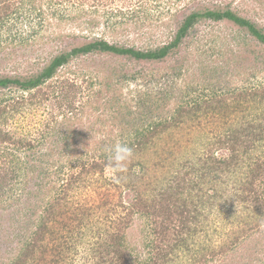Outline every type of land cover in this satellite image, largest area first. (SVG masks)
Wrapping results in <instances>:
<instances>
[{"label":"trees","instance_id":"trees-1","mask_svg":"<svg viewBox=\"0 0 264 264\" xmlns=\"http://www.w3.org/2000/svg\"><path fill=\"white\" fill-rule=\"evenodd\" d=\"M63 2L66 0H0V51L9 44H47L70 35L71 29L61 25L72 18L71 13L61 10ZM26 3L32 4L30 14L36 23L29 19L27 33H14ZM203 20L232 23L264 45L261 23L229 4L197 3L178 16L169 30L170 38L155 47L112 42L91 34L48 58L29 57L25 63H37L36 71L0 72V218L10 220L9 229H17L16 235L22 230L26 233L24 238L19 236L22 244L15 249L12 261L2 264H182L191 256L198 264H230L237 253L241 260L264 264V81L246 79L245 87L222 88L220 92L213 81L219 77L215 73L221 71L220 66L199 60L200 94L192 99L178 97L179 104L171 115L161 113L174 99V72L182 68L177 64L183 60L174 57ZM11 21L14 24L6 27ZM87 23L92 26L95 19ZM92 54L149 62L174 59L170 63L173 69L166 75L168 79L155 72L149 74V88L133 97L136 105L122 104V98L115 96L116 102L108 109L114 101L110 95L106 109L99 106L97 112L89 114L87 105H93L94 95L80 104L83 81L93 87L101 79L95 81L90 69L81 71V66L72 63ZM7 58V54L0 56V62ZM155 83L161 86L157 95L152 87ZM107 85L111 87L110 81ZM189 89L190 93L198 92ZM249 107L253 110L236 114ZM209 114L219 115L222 124L213 134L202 136L200 143L207 145L197 158L202 162L190 158L185 163L187 174L200 176L175 174L160 187L143 192L139 186L142 174L134 169L143 161L137 158L147 151L146 156H151V152L155 155L166 149L164 133L174 138L176 128H191L188 123ZM95 132L115 136H104L99 147L92 140ZM118 142L128 144L134 158L125 172L115 174L121 177L115 183L106 171L111 149ZM219 149H226L228 155H218ZM34 177L37 180L30 183ZM204 185H208L205 193ZM126 189L135 193L129 200L124 198ZM197 197L208 213L244 205L250 217L235 240L220 246H212V239L196 241L204 230ZM144 218L153 219L151 233L155 237L148 236L145 224L139 248L128 234L136 220Z\"/></svg>","mask_w":264,"mask_h":264},{"label":"rangeland","instance_id":"rangeland-1","mask_svg":"<svg viewBox=\"0 0 264 264\" xmlns=\"http://www.w3.org/2000/svg\"><path fill=\"white\" fill-rule=\"evenodd\" d=\"M36 3L39 4L40 1ZM197 3L204 5L229 4L240 14L254 19L264 26V0H66L59 6L62 11L71 13L72 18L62 21L61 25L64 28L71 29V34L61 37L62 39L51 40L47 44H32L30 42V44L25 43V46L9 44L5 51H0V56L3 57L6 54L9 56L7 60L0 62V72L8 69H17L19 73H28L31 71L30 69L36 71L39 65L33 60L30 61L33 62L30 65L29 62L25 63L29 57L36 55L35 57L48 58L51 53L78 42L84 36L91 34L99 35L112 42L128 43L143 48L155 47L170 38L169 30L176 24L178 16L187 8L194 7ZM31 6L32 4L26 3L22 7L24 14L22 19L18 21L19 25L13 29L14 33H27L30 25L29 19L33 20L30 14ZM92 18L95 19V23L92 26H88L87 22ZM33 21L36 23L35 19ZM57 22L60 21L58 20ZM10 24H14V21H11L6 27ZM174 59L183 60L177 64V67L182 65V68L174 72L176 77L173 81L177 80L174 99L164 106L163 112H161L163 115H171L173 113V108L179 104L178 97L179 99H192L200 94L199 91L201 90H198V88H203V80L201 79L200 81L199 79L202 76L200 74L202 68L199 65V60H203L210 66H220L221 71L215 73L219 77L213 80L218 85L217 88L220 92L222 88L228 90L245 87L246 79H251L253 82L264 81V45L229 22L201 21L192 30L190 36L185 38L180 51L177 52ZM173 60L167 62L138 61L110 54H92L86 58L80 57L73 61L72 65L81 66V71L84 68L90 69L93 77L96 76L95 81L97 78L101 79L93 87L88 82L83 81V89L79 95V100L82 101L80 104L86 103L88 96L94 95L92 98L93 105H87V111L91 114L97 112L96 109L99 106L101 110L106 109L105 101L110 95L113 96L114 101L108 104V109L116 102L115 96L122 98L120 100L122 104L134 103L133 97L138 98L140 91L144 93L149 88V82H147L149 74L155 72L162 75L163 79H168L166 75L172 72L173 67L170 63ZM12 65L18 66L13 67ZM258 68H260L259 71H257ZM108 81H110L111 87L107 85ZM103 82L104 84H102ZM152 87L154 94L157 95L158 90L161 88L160 84H152ZM189 88H194L198 92L191 91L190 93L192 89ZM98 91H101V94ZM206 91L210 93L211 89ZM228 101L232 104L234 102L231 99ZM134 105H136V102ZM250 110H253V108L249 107L245 111L238 110L236 114L242 116ZM234 116L235 114L232 115V117ZM221 121L222 118L219 115L213 117L211 114L207 117L206 115L199 116L194 121L187 122L191 125V128H176L174 138L164 133V140H168L167 143L166 141L164 143L166 149H160V152L155 155L151 152V156H146L149 153L147 151L144 155L141 154V157H136L138 160H142L144 164L134 167L137 172L142 174L139 183L141 190L143 192H151L156 186L159 185L160 187L175 174L181 175V177L186 176L187 178L199 177L198 173H186L188 171V166L185 165L186 160L191 158L198 162L201 161L197 158L198 156L200 157L207 145L200 143V140L204 133L213 134L216 132L217 130L213 131V129L221 126ZM187 123H184V125ZM95 133L97 134L93 135L92 140L97 146L102 147L103 137H109L110 135L108 133ZM114 136L111 135L110 137L113 138ZM103 148L106 149V142H104ZM167 150L172 151V154ZM221 153L228 155L229 152L226 149H219L217 154ZM106 174L112 177L109 174V167ZM35 180H37L35 177L30 179V183ZM109 186L112 187V184ZM207 188L208 185H204V193ZM197 191V189L193 190L192 193H197ZM134 194L133 191L126 189L124 198L129 200ZM196 201L198 203L200 199L197 197ZM198 206L203 210L204 216L202 215L200 218L204 220L201 224L204 230H200V240L196 241L200 243L203 239L208 241L212 239V246H220L235 240L236 234L238 235L242 227L247 225L248 222L246 221L250 217L243 204L234 206L231 211L227 210V206L226 210L218 208L212 213H208L210 210L204 204L199 205L198 203ZM227 212L229 213L228 215ZM206 214H209V216L207 217ZM9 222L10 220L6 219V217L0 218V264H2L1 261L5 263L8 260L12 261L15 249L22 244L19 236L24 238L26 235L24 230H22L23 233L20 235H16L17 229L10 230ZM152 222V218H144V221L136 220L132 229H129L130 242L141 248L140 241L145 237L143 229L147 223L148 236L151 235L150 238L154 239L155 234L151 233L154 226ZM250 245L255 246L254 244ZM242 253L241 251V255ZM236 255L238 256L239 254L237 253ZM237 256L230 264H261L260 262L249 263L247 258L242 256L243 259L241 260ZM194 259L191 256L189 261L182 264H198ZM212 264H219V261H215Z\"/></svg>","mask_w":264,"mask_h":264},{"label":"clouds","instance_id":"clouds-1","mask_svg":"<svg viewBox=\"0 0 264 264\" xmlns=\"http://www.w3.org/2000/svg\"><path fill=\"white\" fill-rule=\"evenodd\" d=\"M132 157L133 150L128 144L118 142L114 145L109 156V174L112 176L113 182H120L121 177L113 174L125 172Z\"/></svg>","mask_w":264,"mask_h":264}]
</instances>
